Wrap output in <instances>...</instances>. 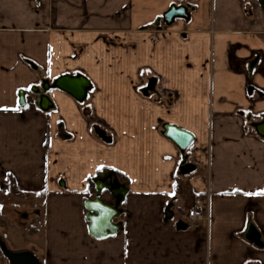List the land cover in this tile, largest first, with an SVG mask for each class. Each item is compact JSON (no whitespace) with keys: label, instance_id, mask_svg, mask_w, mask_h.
<instances>
[{"label":"crops","instance_id":"1","mask_svg":"<svg viewBox=\"0 0 264 264\" xmlns=\"http://www.w3.org/2000/svg\"><path fill=\"white\" fill-rule=\"evenodd\" d=\"M172 6L186 15L166 23ZM78 74L91 84L82 101L51 86L52 107H38L33 87ZM263 119L258 0H0V264L6 252L38 264H264ZM164 124L189 132V148ZM112 172L127 194L99 198L118 204L121 228L98 239L85 202ZM31 196L42 210L13 229L10 211ZM199 207L196 228H176ZM9 230L27 247L5 249Z\"/></svg>","mask_w":264,"mask_h":264},{"label":"water","instance_id":"2","mask_svg":"<svg viewBox=\"0 0 264 264\" xmlns=\"http://www.w3.org/2000/svg\"><path fill=\"white\" fill-rule=\"evenodd\" d=\"M258 3L264 13V0H258ZM185 15L186 12L183 7L172 6L163 14V20L166 23H170L175 17ZM155 82V78H150L148 83L141 89L142 93L144 95H148L149 91L154 89ZM51 86L67 92L78 101H82L86 97L88 90L91 88V84L88 79L81 74L74 76H59L52 84L44 82L41 89L38 87L32 88V91L37 96L36 104L41 110H47L52 107V102L47 95V91ZM18 96L20 105L25 106L27 104V99L25 98L24 91L20 90L18 92ZM254 128L260 136H264V119L255 123ZM95 131L103 139L108 138L105 135L104 130L95 127ZM163 135L169 138L181 152L188 149L192 143V135L174 125L164 124ZM94 188L97 197L94 200H87L85 202V207L88 211V231L93 237L100 239L108 236L109 234H114L121 228L119 223L113 222V218L120 213V209L117 208V203L125 197L128 189L117 181L115 172H112V174L106 176L105 178L96 179L94 181ZM105 191L109 192L117 199V203L115 205L105 203L99 198L100 194ZM169 207L170 206H167L164 210L165 220L172 216V211ZM176 228L186 229L187 224L184 221L179 220L176 223ZM6 256L8 257L10 264H38L35 258L27 252H6Z\"/></svg>","mask_w":264,"mask_h":264},{"label":"rangeland","instance_id":"3","mask_svg":"<svg viewBox=\"0 0 264 264\" xmlns=\"http://www.w3.org/2000/svg\"><path fill=\"white\" fill-rule=\"evenodd\" d=\"M145 80H146V77L141 76L140 83L144 82ZM41 86L42 84H40V88ZM149 98L153 99V94H151ZM12 209L13 210L10 211L11 214L9 215L10 218L6 219V223L9 225H13V229L15 228V226H18V227H21L22 229L28 230L32 226V223H29L28 219L30 217L38 216L39 211L42 210V201H41V198H39L38 196H35V197L31 196L30 198L23 197L22 199H19L18 202H15L14 207ZM34 213H37V214L35 215ZM9 234L13 235L11 237L14 238L13 242L15 246L10 247L9 244L5 240V237L3 236L2 241H3V245L5 249L11 250V251H17V250L22 249L25 246L27 247V243H24V240H23L24 237L17 234V232H13L11 230H9Z\"/></svg>","mask_w":264,"mask_h":264},{"label":"built area","instance_id":"4","mask_svg":"<svg viewBox=\"0 0 264 264\" xmlns=\"http://www.w3.org/2000/svg\"><path fill=\"white\" fill-rule=\"evenodd\" d=\"M205 213L203 208H190L186 211V224L190 229H194L197 227V221L205 218Z\"/></svg>","mask_w":264,"mask_h":264},{"label":"trees","instance_id":"5","mask_svg":"<svg viewBox=\"0 0 264 264\" xmlns=\"http://www.w3.org/2000/svg\"><path fill=\"white\" fill-rule=\"evenodd\" d=\"M8 184H9L8 185L9 189L12 191H15L16 187H15V184L11 178H9Z\"/></svg>","mask_w":264,"mask_h":264},{"label":"snow or ice","instance_id":"6","mask_svg":"<svg viewBox=\"0 0 264 264\" xmlns=\"http://www.w3.org/2000/svg\"><path fill=\"white\" fill-rule=\"evenodd\" d=\"M18 110V109H17Z\"/></svg>","mask_w":264,"mask_h":264}]
</instances>
